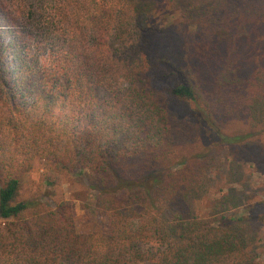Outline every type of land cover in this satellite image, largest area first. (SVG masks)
<instances>
[{
  "label": "trees",
  "instance_id": "obj_1",
  "mask_svg": "<svg viewBox=\"0 0 264 264\" xmlns=\"http://www.w3.org/2000/svg\"><path fill=\"white\" fill-rule=\"evenodd\" d=\"M253 2L251 21L227 2L188 39L151 27L147 2L0 0V264H256L244 218L191 207L209 168L193 118L229 145L264 134V64L241 60L264 21ZM128 19L132 41L112 50ZM233 94L249 129L230 135ZM35 160L84 174L103 233L77 232L70 201L22 197Z\"/></svg>",
  "mask_w": 264,
  "mask_h": 264
},
{
  "label": "rangeland",
  "instance_id": "obj_2",
  "mask_svg": "<svg viewBox=\"0 0 264 264\" xmlns=\"http://www.w3.org/2000/svg\"><path fill=\"white\" fill-rule=\"evenodd\" d=\"M133 1L151 4L152 9L149 11L151 27L158 30L180 27L179 31L185 38L189 37L188 39L197 33L198 27H201L203 22L207 23L209 17L216 14L215 18L225 16L227 2L231 3L229 15L233 14L234 8L243 9L244 7L247 9L250 21L254 4L253 0H211L210 8L200 9L198 5L202 3L197 0ZM128 21L118 33L113 30L109 34L108 44L112 50L120 49L123 43L132 41L133 38L130 37H133L134 33L133 24L129 19ZM250 26L253 28L249 24L250 39L243 40L241 60L244 64L253 67L256 64H264V21L255 28L260 32L259 39L255 43ZM119 34L122 38L117 39L120 37ZM107 94L99 93V97L105 98ZM236 97L233 94L227 101L228 108L221 112L223 119L225 121L227 119L230 123L228 127H225L224 133L230 135L234 131L249 129V124L245 125L247 115L244 107L236 101ZM193 120L197 127L192 133L200 137L198 152L202 153L209 168L206 187L197 196L191 198L192 212L203 219L213 220L228 216L244 218V224L247 223L246 226L252 227L249 251L254 254L256 264H264V134H259L242 143L229 145L223 143L214 130L200 124L198 118ZM232 124L235 127H232ZM47 180H54V184L48 186ZM22 197L40 198L49 206L61 200L70 201L77 232L103 233L106 230L109 214L94 206V197L84 174L56 175L47 170L42 161L35 160L32 170L24 177Z\"/></svg>",
  "mask_w": 264,
  "mask_h": 264
}]
</instances>
